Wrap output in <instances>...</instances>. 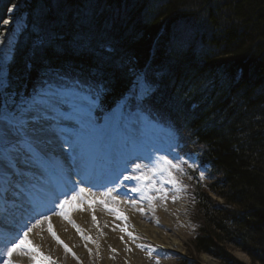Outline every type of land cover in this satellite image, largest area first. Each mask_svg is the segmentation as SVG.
<instances>
[{
	"label": "trees",
	"instance_id": "1",
	"mask_svg": "<svg viewBox=\"0 0 264 264\" xmlns=\"http://www.w3.org/2000/svg\"><path fill=\"white\" fill-rule=\"evenodd\" d=\"M55 1L26 3L9 91L30 92L46 74L65 72L97 85L106 111L148 67L146 103L181 128L209 173L204 181L190 171L194 253L245 264L236 248L264 264V0ZM14 3L0 0V35ZM49 37L54 43H41ZM77 37L89 48L77 50Z\"/></svg>",
	"mask_w": 264,
	"mask_h": 264
},
{
	"label": "snow or ice",
	"instance_id": "2",
	"mask_svg": "<svg viewBox=\"0 0 264 264\" xmlns=\"http://www.w3.org/2000/svg\"><path fill=\"white\" fill-rule=\"evenodd\" d=\"M3 43L0 39V44ZM41 43L51 45L54 37ZM73 45L77 50L89 48L86 37L75 38ZM136 86L141 99L153 91L143 78H138ZM10 88L8 74L0 65V214H6L5 205L10 204L22 210L21 215L28 216L15 235L3 238L0 264H13L14 253L29 249L28 236L34 228L49 221L51 231V216L57 214L56 208L63 209L70 201L77 200L78 193L91 192L96 187L92 184L86 188L83 180H76L74 188L78 187V193L65 192L62 200L57 198L54 207L45 211L56 178L72 173L86 177L98 167L116 165L119 174L111 187H104L101 195L116 200L128 192L137 193V197H128L136 204L138 200H151L149 192L160 191L156 186L157 176L163 172L171 175V169L178 167L167 156L152 161L139 155L138 150L147 144L157 127V121L147 114L146 108L133 111L125 106L105 113L103 124L99 123L101 90L94 83L55 72L46 74L30 92L9 91ZM145 159L150 163L137 162ZM175 159L179 161V157ZM125 182L134 183L129 186ZM162 182L174 183L173 180ZM120 187L126 191L120 193ZM30 251L38 254V250Z\"/></svg>",
	"mask_w": 264,
	"mask_h": 264
},
{
	"label": "rangeland",
	"instance_id": "3",
	"mask_svg": "<svg viewBox=\"0 0 264 264\" xmlns=\"http://www.w3.org/2000/svg\"><path fill=\"white\" fill-rule=\"evenodd\" d=\"M51 1L53 5L57 4V1ZM13 18L15 19V17ZM14 21H17L15 25L18 28L21 24L20 20L16 19ZM14 42L15 35L10 38L8 43L9 55L12 53ZM2 54L3 53L0 52V55ZM1 57L2 64L6 63L9 58L3 55ZM156 131L155 129L153 130L149 141L144 147H148L152 153H157L156 147H158L160 143V145L167 149V154H160L158 152L156 155L157 158L160 156H167L169 159H173L174 162L178 164V167L171 169V175H169L168 172H163L162 175L156 177V186L160 191L149 192L148 195L153 197L151 202L148 205L142 206L143 209H139L137 212L140 216L139 219H142L141 222L145 224L152 236L155 235L154 229L161 232L164 236L170 233L174 234V232L178 234V232H181L180 229H184L183 235L181 234V238L183 239V251L175 253L169 252L160 243L154 242L146 233L137 236L136 239L135 237H130L131 234L124 235L121 226H119L122 221L118 215L109 211V207H116L124 211L122 206L129 207V202L124 201L121 203L118 199L113 200L111 197L107 196H104L102 200L92 201L89 199L90 192H87L84 193V195L86 197L85 199H88V203L83 200L81 201L78 197L76 201H70L75 204V208L71 212H75V214L78 213L76 214L78 216L75 214L70 215L71 212L69 214L63 213V215H61L62 218H60V214L51 216V226H54L53 222H56V220H53V217H55L71 227V237L65 244L67 249L65 245L58 242L56 236H53L52 232H54V230L52 229L49 231V221H45L38 227L42 230L45 237L52 241L55 251H51L50 247L46 245L47 241L41 238L39 243L30 242L29 249L14 253L12 257L13 264H157V262L158 264H181L180 262L184 260V258L197 260L201 264H207L204 258L205 255H196L190 245L195 236L197 227L192 219V201L188 192L181 187L182 189L179 191L180 195L177 197V195H174L168 189L166 190L163 188L160 183L163 179L173 180L175 182L186 180L187 175L182 166L183 157L179 154V150L174 144L176 136L168 129H165L160 135L157 134ZM156 137H160L162 142L158 143ZM142 148L139 149L140 154H143ZM176 157H179V161H176ZM137 162L143 163L141 160H137ZM162 167L167 166L162 165ZM185 186L187 189L186 184ZM113 196L115 195L113 194ZM179 200L181 201L178 202ZM81 203H83V205ZM26 215L28 214L26 213ZM26 215L22 217L23 220L27 219L25 217ZM103 215L108 216L113 222H110V219H106ZM65 217L68 221H66ZM36 228L29 234H32ZM75 228H78V232ZM113 229L114 232L112 231ZM137 241L141 242L140 244H143L146 250L137 247ZM30 249L38 250V254L36 252H31ZM104 250L108 251L107 255L103 253ZM2 251L3 243L1 242L0 253H2ZM231 251L238 260L245 264H252L247 255L238 256L236 254L240 253L238 249L231 248ZM33 255L36 256V259L31 258ZM45 257L48 259H44ZM207 257L216 261L211 256L207 255ZM0 259H3V257L0 256ZM216 262L221 264L218 260Z\"/></svg>",
	"mask_w": 264,
	"mask_h": 264
},
{
	"label": "bare ground",
	"instance_id": "4",
	"mask_svg": "<svg viewBox=\"0 0 264 264\" xmlns=\"http://www.w3.org/2000/svg\"><path fill=\"white\" fill-rule=\"evenodd\" d=\"M24 2L22 8L26 9V2L24 0H22ZM55 5H59V4H55ZM134 6V4H132V7ZM12 11H15V7H12L11 9ZM59 12V8L57 9ZM78 12V11H77ZM80 12V11H79ZM14 13V12H13ZM62 14V12H59ZM9 21V23L4 24L7 29L10 27L11 23H12V19L8 18L7 19ZM78 20L80 21V23L82 25L85 26L88 25V20L85 16H80L78 17ZM179 24V23H178ZM5 30L3 32V36L0 38L4 41L3 44H0V52L3 53L2 55L6 56L7 55V51H8V43H9V39H10V33L9 30ZM175 33H178L180 37H190L191 34L187 33V32H181V31H177L174 30ZM173 86H177L178 85V81H173ZM174 98V97H173ZM140 155V153H139ZM116 165H112V166H102V168H99L97 170L94 171V174H90L88 176L85 177L84 174H81L80 176H77L75 173H72L71 176H64L67 185H69L70 187H72L74 185V181L76 180H83L84 184L83 186H85L86 188L89 187L92 184H95L96 187H93L92 189L96 188L99 189L100 185H109V182L111 180H115L116 176L119 174L118 169L116 168ZM101 171V172H100ZM116 173V174H114ZM98 175V176H97ZM110 186V185H109ZM86 193V192H85ZM102 192L99 193H95V192H90L89 193V199L90 200H96L97 199H102L104 196L101 195ZM84 195V194H82ZM60 197V193L53 188V194L51 195L50 199L47 202V205H52L55 204L57 198ZM88 198V197H87ZM118 200L123 203L125 201V199L118 197ZM181 200H179L178 202H180ZM82 204V203H81ZM80 204V205H81ZM83 205V204H82ZM9 206L7 209L10 210L11 205H6ZM136 208H130V207H126V206H122V208L124 209V215L128 217V223H130L128 225V227H131V229H129V234L131 233V237H135V239L137 238V236L139 235H143V234H147L149 237L152 238V240L154 242H158L160 243L166 250L170 251V252H179V251H183V239L181 238V234L183 235V231H185L184 229H180V233L178 232V234L176 232H174V234H168L167 236H164L161 232L157 231L154 229V233L155 235L152 236L150 231L146 228L145 224L142 221V219H139V215L137 210L139 209H143L142 206L140 204H137V206H135ZM13 209V208H12ZM74 210V206L73 209ZM22 210H18L16 209V212L21 213ZM75 212H71L70 215H74ZM78 214V213H76ZM75 214V215H76ZM129 215V216H128ZM78 216V215H76ZM104 216V215H103ZM106 219H110L108 218V216H104ZM8 217L4 214L3 216L0 214V233H9L11 235H15L17 232V229L15 230L16 226H11V223H7L5 222L4 219H7ZM59 219V218H58ZM57 218H54L53 220H56V222H53L54 225V229L52 227V229L54 230L55 236L59 238V241H62L63 243L60 244H66L70 237H71V227L67 226V224L61 222V220H58ZM8 221V220H7ZM110 222H113L112 219H110ZM186 224H188L187 222H185ZM76 229V228H75ZM80 231V229H79ZM114 232V229L112 230ZM81 232V231H80ZM53 233V232H52ZM125 233V231H124ZM163 237V238H162ZM46 240V245L48 247H50L51 251H55V247L53 246V243L51 240H48L45 235L43 234L42 230L37 227L36 230H34V232L32 234H29V240L31 243H39L40 239ZM239 251V250H238ZM240 253H236L238 256H246L245 253L239 251ZM103 253L105 255H107L108 251L104 250ZM242 253V254H241ZM244 254V255H243ZM205 255V254H204ZM205 262L207 264H218L216 261L210 259L209 257H207V255H205ZM139 259V258H138ZM250 259V258H249ZM251 260V259H250ZM252 262V260H251Z\"/></svg>",
	"mask_w": 264,
	"mask_h": 264
}]
</instances>
